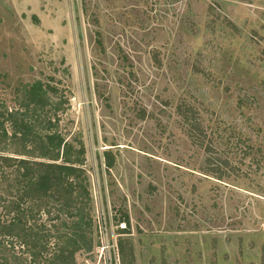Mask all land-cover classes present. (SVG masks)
Returning a JSON list of instances; mask_svg holds the SVG:
<instances>
[{
    "label": "rangeland",
    "instance_id": "374dc122",
    "mask_svg": "<svg viewBox=\"0 0 264 264\" xmlns=\"http://www.w3.org/2000/svg\"><path fill=\"white\" fill-rule=\"evenodd\" d=\"M37 79L85 150L70 264H264V0H0V109Z\"/></svg>",
    "mask_w": 264,
    "mask_h": 264
},
{
    "label": "trees",
    "instance_id": "16d2710c",
    "mask_svg": "<svg viewBox=\"0 0 264 264\" xmlns=\"http://www.w3.org/2000/svg\"><path fill=\"white\" fill-rule=\"evenodd\" d=\"M44 85L40 79L25 85V108L0 109V136L15 144V154L0 153V188L6 191L0 195V264H54L56 260L68 264L74 251L88 244L87 227L92 219L87 211L80 212L82 208L76 203L77 198L84 197L85 208L90 199L82 166L84 145L81 140L74 143L66 139L58 129L59 105L47 93L55 87ZM103 154L107 165H112L111 151L105 149ZM42 212L59 221L46 224L40 219ZM49 235L61 243L41 262ZM14 238L29 246L27 251L32 254L23 263L10 251ZM119 245L122 247L121 240Z\"/></svg>",
    "mask_w": 264,
    "mask_h": 264
}]
</instances>
